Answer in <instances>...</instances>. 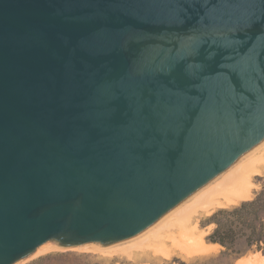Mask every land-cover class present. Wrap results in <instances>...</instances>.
<instances>
[{
	"label": "water",
	"instance_id": "95a60500",
	"mask_svg": "<svg viewBox=\"0 0 264 264\" xmlns=\"http://www.w3.org/2000/svg\"><path fill=\"white\" fill-rule=\"evenodd\" d=\"M264 140V0H0V264L131 239Z\"/></svg>",
	"mask_w": 264,
	"mask_h": 264
},
{
	"label": "bare ground",
	"instance_id": "6f19581e",
	"mask_svg": "<svg viewBox=\"0 0 264 264\" xmlns=\"http://www.w3.org/2000/svg\"><path fill=\"white\" fill-rule=\"evenodd\" d=\"M263 167L264 140L240 157L220 176L204 185L203 189L200 188V191L197 190L194 195L182 201L172 210L173 212L170 211V214H166L139 235L115 244L100 245L102 248L93 244L89 247L104 254H121L133 261L136 260L138 252L144 253L147 258L152 255L157 260H171L176 254L192 257L210 253L214 247L221 245L206 242V232L201 228L198 217L218 207L240 204L251 198L254 176ZM51 245L55 247L54 244ZM47 248L48 246L34 255L46 251ZM250 264H264V259Z\"/></svg>",
	"mask_w": 264,
	"mask_h": 264
},
{
	"label": "rangeland",
	"instance_id": "374dc122",
	"mask_svg": "<svg viewBox=\"0 0 264 264\" xmlns=\"http://www.w3.org/2000/svg\"><path fill=\"white\" fill-rule=\"evenodd\" d=\"M253 182V195L249 199H253L257 193L264 188V167L261 168V171L254 176ZM235 205L218 207L210 213H203L198 217L201 228L206 232V242L210 243L207 240V237L215 227L214 224L208 223L209 217H211V215H213V213L220 208H230ZM51 244H54L55 247H52L53 245ZM51 244L48 245L46 251L37 255L33 254L29 258L22 261V264H250L253 261L260 262V260L264 259V253L262 251L251 250L241 255H235L232 252L224 253L223 247L216 246L210 253L198 254L192 257L176 254L171 260H157L152 255L147 258L143 255L144 253L138 252L135 256L136 260L133 261L121 254L110 255L104 254L100 250H93L89 247L92 244L73 247H62L57 242H53ZM93 245L101 247L100 244Z\"/></svg>",
	"mask_w": 264,
	"mask_h": 264
},
{
	"label": "trees",
	"instance_id": "16d2710c",
	"mask_svg": "<svg viewBox=\"0 0 264 264\" xmlns=\"http://www.w3.org/2000/svg\"><path fill=\"white\" fill-rule=\"evenodd\" d=\"M208 221L215 227L207 240L221 245L224 253L241 255L251 250L264 253V188L253 199L218 209Z\"/></svg>",
	"mask_w": 264,
	"mask_h": 264
}]
</instances>
